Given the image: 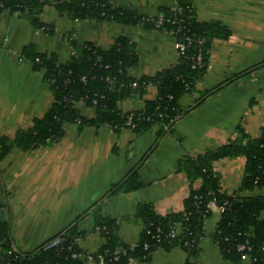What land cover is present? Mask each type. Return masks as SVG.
I'll return each instance as SVG.
<instances>
[{"label":"crops","instance_id":"obj_1","mask_svg":"<svg viewBox=\"0 0 264 264\" xmlns=\"http://www.w3.org/2000/svg\"><path fill=\"white\" fill-rule=\"evenodd\" d=\"M56 2L58 0H52ZM115 8L144 18L160 15L184 2L193 6L200 23H217L229 33L210 38L211 68L197 84V92L180 100L185 111L171 127L160 124L144 132L108 125L79 127L68 124L64 138L53 146L31 152L13 149L0 162V205L2 219L10 227L14 247L30 253L69 227L83 233L80 247L91 255L106 244L95 227L97 208L114 220L122 242L136 246L143 224L136 217L138 206L151 205L162 216L183 211L191 183L184 163L207 150L227 144L242 125L258 137L264 127V0H109ZM38 27L29 13H0V135L13 138L51 108L54 97L45 72L20 58L27 47L39 54L53 55L67 63L75 47L93 44L109 50L119 38L135 44L138 64L130 70L136 78L156 75L175 66L179 54L166 31L117 21H76L46 6ZM240 75V76H239ZM220 87L198 102L204 92ZM149 86L141 97L120 102L123 112L140 110L157 97ZM84 116L94 111L79 106ZM228 195L239 191L246 172V159H223L214 164ZM137 173L145 186L131 193L109 192ZM201 180L194 183L199 188ZM241 197L264 196V188L242 192ZM210 219V221H209ZM207 220L205 236L198 246L195 264H251L249 259L231 262L213 239L219 213ZM211 222L210 228L208 225ZM182 248L159 249L149 262L134 264H186ZM85 264H103L93 259Z\"/></svg>","mask_w":264,"mask_h":264},{"label":"trees","instance_id":"obj_2","mask_svg":"<svg viewBox=\"0 0 264 264\" xmlns=\"http://www.w3.org/2000/svg\"><path fill=\"white\" fill-rule=\"evenodd\" d=\"M53 4L60 13L76 21H117L158 30L150 18L115 8L109 0H0V13L26 12L35 25L48 29L41 23L40 16L46 6ZM177 5L185 9L183 17L186 22L183 32L174 38L180 39L190 31L189 34L203 38L204 44L192 46L187 56L180 57L177 65L156 75L142 78L130 75V70L138 64V53L135 44L124 37L119 38L109 50H102L91 43L75 47L70 60L64 64H59L53 55L39 54L27 47L22 56L33 68L45 72L46 79L51 83L54 102L43 117L34 119L29 128L19 130L13 138L0 135V162L15 148L31 152L53 146L64 138L68 124H78L81 128L108 125L116 131L131 129L139 133L156 124L171 127L185 112L180 105L181 98L196 93L197 84L209 70L210 38H226L229 33L217 23L198 22L192 5L184 2ZM160 14L168 17L172 9H165ZM173 28V25H167L161 30L170 34ZM199 53L203 56L204 66L193 68L190 57ZM36 59L40 62L36 63ZM149 86L156 87L158 95L144 108L128 112L120 109V102L135 95L142 97ZM219 89L202 93L197 101L204 100ZM79 106L92 109L94 116H84ZM131 115L134 116L132 125H127ZM149 117L152 118L150 121ZM239 157L246 159L245 177L239 191L228 195L222 189L214 164ZM184 166L192 187L183 211L162 216L151 205H139L136 217L142 222L143 230L136 246L122 242L117 234L116 222L105 217L97 208L95 229L99 228L98 232L106 238V244L99 252L85 253L78 243L83 233L78 232L75 226L48 241L60 239L58 247L46 251L44 245L47 242L33 252L22 253L13 245L10 227L2 219L3 207L0 205V264H85L89 257L103 264H134L149 262L159 249L169 251L175 247L189 254L186 264H195L191 259L198 256L207 220L213 214L207 208L212 200H216L218 205L226 203L213 234L225 259L240 263L247 255L251 264H264V196H240L242 192L264 188V127L258 137L252 138L242 125H238L235 138L223 146L207 150L196 159L187 160ZM197 180L202 181L199 188L194 187ZM144 186L138 174L134 173L117 184L109 194L131 193ZM172 231H175L176 237L168 238ZM245 243H248L246 251L238 252L236 246Z\"/></svg>","mask_w":264,"mask_h":264},{"label":"built area","instance_id":"obj_3","mask_svg":"<svg viewBox=\"0 0 264 264\" xmlns=\"http://www.w3.org/2000/svg\"><path fill=\"white\" fill-rule=\"evenodd\" d=\"M188 10H190V8L188 7ZM184 11L185 9H183L182 7L176 5L174 8H172V14L169 15L168 17H165L164 15L160 14L157 17H153L150 18L151 19V23L155 26L156 29L161 30L164 29L167 25H173L175 28L171 29V36L174 39V47L176 49V51L179 54V57L181 56H187V51L194 45H202L204 44V39L201 37H196L192 34H189L190 31H187L186 33H184L182 35V38L180 39H176L174 38V36H178L180 35V33L183 32V29H185L184 27V23L186 22L185 18L183 17L184 15ZM45 30H49V29H45ZM190 59L193 60V68H197V67H203L204 63H203V56L201 53L197 54L196 57H190ZM21 62H25V58L22 56L20 58ZM40 60L36 59V63H39ZM208 69L211 68V63L209 62ZM84 80V79H83ZM133 86H136V84H134ZM161 116V115H160ZM134 116L131 115L128 118V124L127 125H132V121H133ZM152 118L149 117L148 121H150ZM207 208L210 212L212 213H219L221 214L222 212L225 211L226 208V203L224 205H218L216 200H212L208 203ZM96 231H99V228L96 229ZM175 238L176 237V233L175 231H172L170 234H168V238ZM61 244V240L60 239H55L52 242H48L47 244L44 245V249L50 250L53 249L55 247H58ZM185 245H188V243H186ZM247 245L248 243L245 244H238L236 246V250L238 252H245L247 249ZM118 253H120V251H118ZM90 259H92L90 257ZM116 259H118L116 257ZM244 259H248V256L245 255ZM133 262V261H131Z\"/></svg>","mask_w":264,"mask_h":264},{"label":"rangeland","instance_id":"obj_4","mask_svg":"<svg viewBox=\"0 0 264 264\" xmlns=\"http://www.w3.org/2000/svg\"><path fill=\"white\" fill-rule=\"evenodd\" d=\"M128 130H131V129H128ZM209 221H210V219H209ZM210 225H211V222L209 223V225H208V229L210 228ZM98 232V231H97Z\"/></svg>","mask_w":264,"mask_h":264}]
</instances>
